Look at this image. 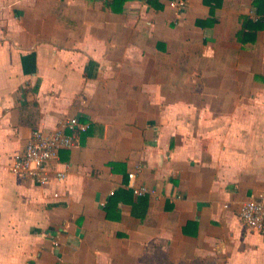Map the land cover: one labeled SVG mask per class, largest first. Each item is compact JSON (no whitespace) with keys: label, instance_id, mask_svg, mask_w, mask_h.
<instances>
[{"label":"crops","instance_id":"0c3cea01","mask_svg":"<svg viewBox=\"0 0 264 264\" xmlns=\"http://www.w3.org/2000/svg\"><path fill=\"white\" fill-rule=\"evenodd\" d=\"M171 1L0 0V264H264V0ZM65 117L50 182L10 172Z\"/></svg>","mask_w":264,"mask_h":264},{"label":"built area","instance_id":"2783aa9c","mask_svg":"<svg viewBox=\"0 0 264 264\" xmlns=\"http://www.w3.org/2000/svg\"><path fill=\"white\" fill-rule=\"evenodd\" d=\"M172 6L183 8L185 0H172ZM88 123L80 122L76 117L61 118L56 127L50 130L35 129L31 132L23 149L18 151L9 165L13 174L27 178L37 185L45 186L51 180L47 164L56 159L61 149L72 147L78 134L87 130ZM55 177L61 180L65 174L56 172ZM127 186L136 197L153 194L155 190L145 184H136L134 171L128 173ZM113 194V190L109 192ZM239 217L247 227L264 234V201L262 196L245 200L239 208Z\"/></svg>","mask_w":264,"mask_h":264},{"label":"trees","instance_id":"16d2710c","mask_svg":"<svg viewBox=\"0 0 264 264\" xmlns=\"http://www.w3.org/2000/svg\"><path fill=\"white\" fill-rule=\"evenodd\" d=\"M37 113H38V105L34 101L31 102L29 105L22 107L20 109V119H19L20 124H27L30 125L33 129L36 128L35 122L37 119ZM32 118L33 121H29ZM113 195H115V191H113L112 196Z\"/></svg>","mask_w":264,"mask_h":264}]
</instances>
